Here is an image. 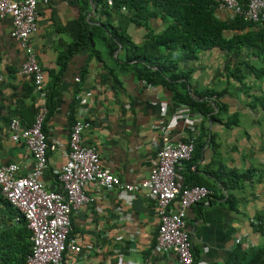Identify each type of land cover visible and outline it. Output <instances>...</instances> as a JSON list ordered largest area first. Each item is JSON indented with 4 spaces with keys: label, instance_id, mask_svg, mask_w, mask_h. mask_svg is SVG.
I'll use <instances>...</instances> for the list:
<instances>
[{
    "label": "crops",
    "instance_id": "crops-1",
    "mask_svg": "<svg viewBox=\"0 0 264 264\" xmlns=\"http://www.w3.org/2000/svg\"><path fill=\"white\" fill-rule=\"evenodd\" d=\"M36 1L38 18L30 44L43 74L45 94L59 71L57 60L66 59L43 122L47 144L65 146L81 110L90 124L82 144L94 146L101 166L120 182L134 184L148 176L161 148V130L168 131L173 142L192 139L195 150L177 170L179 182L196 181L211 192L206 204L186 211L193 264H251L256 252L264 251V56L245 53L247 65L237 67L234 58H239L210 50L199 53L195 61L178 62V69L186 74L175 83L182 91L193 98L203 91L218 94L211 100L224 106V111L219 121H209L175 104L164 86L138 80L119 49L111 54L106 50L100 37L102 18L93 0ZM110 14L114 29L123 30L136 46L143 43L145 30L129 22L125 9ZM215 16L222 20L229 14L216 11ZM148 26L157 34L165 24L150 19ZM9 30V18L0 19V165L15 164L18 176H23L30 170V158L21 144L9 140L7 124L16 120L28 127L42 103L30 79L20 74L23 55ZM231 73L242 76L249 98L242 81L230 79ZM179 111L187 119H176L171 127ZM61 153H46L40 181L47 190L59 191L53 172L64 162ZM85 192L101 196L97 204L84 206L70 219V238L91 249L85 264H178L173 256L154 250L158 220L152 202L137 194L104 193L92 184L85 186ZM257 224L263 235L254 227ZM237 238L248 242L249 248L236 245ZM78 262L79 255L66 252L61 264Z\"/></svg>",
    "mask_w": 264,
    "mask_h": 264
},
{
    "label": "built area",
    "instance_id": "built-area-1",
    "mask_svg": "<svg viewBox=\"0 0 264 264\" xmlns=\"http://www.w3.org/2000/svg\"><path fill=\"white\" fill-rule=\"evenodd\" d=\"M105 1L111 7V0ZM41 3L46 4V1ZM37 5L36 0H0V19L9 18V36L23 55L20 74L30 79L42 103L28 127L20 126L16 120L7 124L9 140L21 144L28 153L30 170L18 176L17 165H0V195L17 212L30 233V251L24 264H61L66 252L79 255L80 262L77 264H85L84 260L91 256V249L82 248L70 238L69 232L73 213L101 201L99 195L86 194L87 184L104 193L137 194L152 202L158 220L154 250L160 255L173 256L178 264H193L185 226L186 211L197 204H206L211 196V192L203 186L179 182L177 170L190 161L194 151L193 140L173 142L168 131L161 130V148L155 155V162L148 176L134 184L120 182L101 166L95 147L82 144L83 133L90 124L81 110L70 127L66 145L55 143L49 146L41 131L47 116L45 83L30 44V37L36 32ZM216 11L225 12L229 17L240 16L252 24L264 22V0H219ZM176 115L171 127L176 119H187L181 111ZM187 131L192 129L187 127ZM54 150H60L64 158L63 164L53 172L59 185L58 192L47 190L40 181L46 168V153ZM95 210L99 211L97 205ZM17 221L18 218H15L14 222ZM234 243L243 249L249 248L248 242L240 238Z\"/></svg>",
    "mask_w": 264,
    "mask_h": 264
},
{
    "label": "trees",
    "instance_id": "trees-1",
    "mask_svg": "<svg viewBox=\"0 0 264 264\" xmlns=\"http://www.w3.org/2000/svg\"><path fill=\"white\" fill-rule=\"evenodd\" d=\"M111 2V7H108L105 0H93L102 18L99 26L103 34L100 37L106 50L111 54L119 49L124 55V63H132L138 80L150 86H164L171 92L175 104L184 105L189 113H197L209 121H219L218 117L221 111H224V106L216 100H211L218 94L203 91L195 93L196 98H193L182 91L181 86L178 87L175 83L185 79L186 74L178 69V62L195 61L199 53L210 50H217L233 57H238L242 52L252 57L264 56V22L248 23L237 15L220 20L215 16L219 0H111ZM121 8L126 10L130 23L145 30L140 46L134 45L123 30L117 31L110 24V10L116 12ZM150 19H159L165 24L163 30L157 34L153 33L148 26ZM85 38L90 40L91 33ZM94 56H97V53L94 52ZM65 60L64 57L57 60L59 71L54 75L53 82L45 94L47 116L60 74L65 68ZM229 77L240 84L243 79L242 76L236 77L234 73ZM224 125L229 126L227 123ZM184 184L202 186L196 181ZM226 199L230 201L229 197ZM15 218H18L17 222H14ZM258 226L259 224L254 225L263 235ZM29 238L30 233L22 219L0 195V264H24L25 256L30 251ZM263 259L264 251L260 250L251 259V264H263Z\"/></svg>",
    "mask_w": 264,
    "mask_h": 264
},
{
    "label": "rangeland",
    "instance_id": "rangeland-1",
    "mask_svg": "<svg viewBox=\"0 0 264 264\" xmlns=\"http://www.w3.org/2000/svg\"><path fill=\"white\" fill-rule=\"evenodd\" d=\"M243 55H245V52H242L241 53V55H239L237 58H239V59H235L234 58V60H236L234 63H237V65L238 66H246L247 65V63L246 62H248L249 60L247 59V55H245V57L243 56ZM227 57H229L228 55H227ZM244 58H246V59H244ZM230 60V59H229ZM233 60V59H232ZM233 60V61H234ZM264 63V62H263ZM234 72H236V71H234ZM234 75H236V74H234ZM239 77V76H238ZM260 78L261 77H263V75L262 76H259ZM241 78V77H240ZM260 78H259V80H257V81H260ZM230 79H232V78H230ZM233 80V79H232ZM238 83V82H237ZM256 83V82H255ZM239 84V83H238ZM242 85H243V87L244 88H246L245 86H246V84L245 83H243V81H242ZM247 89H249V88H246V90ZM248 91L249 90H247V92H246V96L248 95ZM248 98H249V95L247 96Z\"/></svg>",
    "mask_w": 264,
    "mask_h": 264
}]
</instances>
